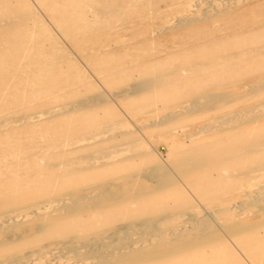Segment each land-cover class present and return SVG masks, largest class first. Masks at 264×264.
I'll return each mask as SVG.
<instances>
[{"label": "rangeland", "instance_id": "374dc122", "mask_svg": "<svg viewBox=\"0 0 264 264\" xmlns=\"http://www.w3.org/2000/svg\"><path fill=\"white\" fill-rule=\"evenodd\" d=\"M194 6L227 11L173 28ZM259 75L264 0H0V211L162 174L144 196L55 221L0 253L144 221L189 228L213 216L219 237L145 264H264V223L225 226L230 213L242 224L256 219L240 203L264 174V119L200 132L264 100L262 88L246 87ZM204 94L224 103L181 114ZM86 99L101 101L77 107ZM24 257L47 264L41 253Z\"/></svg>", "mask_w": 264, "mask_h": 264}, {"label": "bare ground", "instance_id": "6f19581e", "mask_svg": "<svg viewBox=\"0 0 264 264\" xmlns=\"http://www.w3.org/2000/svg\"><path fill=\"white\" fill-rule=\"evenodd\" d=\"M196 5L199 6V3ZM194 7L196 8V6ZM197 8L196 10L191 9L192 12L188 10L189 12L184 15H182L183 13L180 14L182 16L178 17L172 27L182 29L204 21L209 17L221 15L227 11L222 9L219 11L218 8H214L216 9L214 12L208 13L209 11L205 8ZM166 21H168L167 18ZM169 26L171 27V25H168L170 29ZM146 32L145 34H147ZM263 86L264 75H259L248 82L246 87H248L247 90L249 89V92L260 88L264 90ZM215 95L204 94V104L194 101L188 102V104L181 108V114L184 112H191L192 114V112L204 109L208 105L224 103L221 101L222 97L220 95ZM231 98L229 97L228 99ZM96 100L99 99H86L77 107L81 108L92 105ZM167 116L170 117L169 114ZM167 116L166 118H160V121H166L168 119ZM263 119L264 100H261L257 103L248 104L244 107V110H234L230 114V118L228 117V120H226V117L223 118L221 116L215 118L214 122L210 123L211 126L209 124L202 125L200 132H209L211 129L221 130L231 126L236 128L250 125ZM161 175V172L138 173L129 176L121 182L108 180L101 184L92 185L90 188L77 193L61 195L53 200L45 201L46 203H35L16 210L0 211V251L7 246L19 244L29 238L32 239L40 236L55 221L105 209L124 200L144 196L152 191ZM260 176V179L255 180L256 182L252 181L254 185L251 183L250 185L252 186H249V189L245 190L240 203V207L250 210L248 212L256 215V219H250L251 221H246L244 222L245 224H242L241 221L236 219V215L230 213L231 215L228 217L226 215V218L231 221L229 224L227 223L228 226L225 225L229 230L237 231L243 227L264 223V182L262 183L264 174ZM212 217L201 218L198 221L196 219L194 220L196 221L195 223H192L191 220L192 225L190 224L189 228L186 225L161 228V225L156 224L157 222L154 220L140 222L129 227L124 226L123 228L120 227L114 230H104L103 232L94 234L89 233L90 235L79 236L75 240L68 237L65 240L55 242L54 245H35L20 254L11 253V255L9 254L10 256H6L0 253V264L25 263L27 261L24 259L27 256L25 258L24 255L38 254L39 256L40 253L41 257L47 259V264H50L48 260L55 261L53 264H145L167 254L178 252L219 237L222 231L217 227ZM228 229L226 228L225 231ZM32 259L36 260V256H33Z\"/></svg>", "mask_w": 264, "mask_h": 264}]
</instances>
